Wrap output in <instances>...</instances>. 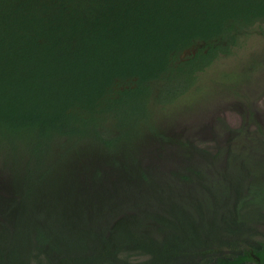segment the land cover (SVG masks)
<instances>
[{"label":"trees","instance_id":"1","mask_svg":"<svg viewBox=\"0 0 264 264\" xmlns=\"http://www.w3.org/2000/svg\"><path fill=\"white\" fill-rule=\"evenodd\" d=\"M263 22L264 0H0V264L260 258L264 173L247 163L264 161L263 123L240 173L225 159L221 190L187 154L177 178L208 194L196 203L175 202L134 152L167 140L151 108Z\"/></svg>","mask_w":264,"mask_h":264},{"label":"rangeland","instance_id":"2","mask_svg":"<svg viewBox=\"0 0 264 264\" xmlns=\"http://www.w3.org/2000/svg\"><path fill=\"white\" fill-rule=\"evenodd\" d=\"M154 109L149 111L148 120L153 115L152 125L167 140L143 138L138 140L134 152L141 165L148 167L150 178L169 186L173 196L181 198L174 199L178 204L182 199L188 203L187 199L192 198L196 203L199 198L208 197L196 182L177 178L185 172L184 158L190 153L189 160L198 166L196 169L202 167L209 180L221 190L229 179L230 169L225 159L231 160L232 169L239 167L236 153L245 151L241 159H246V151L250 145L254 146L250 137L254 135L255 123L264 124V22L252 26L249 35L231 55L216 59L200 72L196 87L168 105L154 106ZM186 142L193 143L194 148L187 151L183 147ZM197 147L205 150L206 158L202 162ZM247 167L258 175L264 173V161L254 157L249 156ZM233 172L240 173V169ZM192 179L197 180L196 176Z\"/></svg>","mask_w":264,"mask_h":264},{"label":"flooded vegetation","instance_id":"3","mask_svg":"<svg viewBox=\"0 0 264 264\" xmlns=\"http://www.w3.org/2000/svg\"><path fill=\"white\" fill-rule=\"evenodd\" d=\"M246 181L248 184L251 183V181L248 180V175L246 176ZM264 207V201L262 203ZM258 229L260 230V237L261 241L264 242V211L263 214H261V222L258 224ZM246 248V245H243ZM245 250H248L247 248ZM243 259L239 261L238 264H264V253L259 258L258 256L254 254H250V252L246 251L243 254Z\"/></svg>","mask_w":264,"mask_h":264}]
</instances>
